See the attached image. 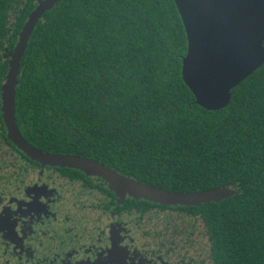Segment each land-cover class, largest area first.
<instances>
[{"label": "trees", "instance_id": "trees-1", "mask_svg": "<svg viewBox=\"0 0 264 264\" xmlns=\"http://www.w3.org/2000/svg\"><path fill=\"white\" fill-rule=\"evenodd\" d=\"M187 47L174 0H62L34 29L20 88L54 92L59 117L89 141L141 138L134 166L153 169L150 185L238 190L203 206L217 261L264 264V65L209 112L182 79Z\"/></svg>", "mask_w": 264, "mask_h": 264}, {"label": "flooded vegetation", "instance_id": "flooded-vegetation-1", "mask_svg": "<svg viewBox=\"0 0 264 264\" xmlns=\"http://www.w3.org/2000/svg\"><path fill=\"white\" fill-rule=\"evenodd\" d=\"M3 1L0 264H219L204 213L207 204L168 206L122 195L106 179L37 160L9 138L3 86L20 34L43 0ZM24 57L16 88L15 121L28 148L48 156L91 160L150 185L153 169L137 168L138 161L134 166L135 150L141 147L135 141L141 138L120 136L105 144L103 138L89 141L76 134L78 130L67 127V120L56 112L54 92L45 87L20 88ZM113 140L129 143L117 145Z\"/></svg>", "mask_w": 264, "mask_h": 264}, {"label": "water", "instance_id": "water-1", "mask_svg": "<svg viewBox=\"0 0 264 264\" xmlns=\"http://www.w3.org/2000/svg\"><path fill=\"white\" fill-rule=\"evenodd\" d=\"M62 0H43L26 22L11 55L3 86V112L9 138L33 158L106 179L119 194L168 206L200 207L236 194L230 186L182 193L156 188L121 176L97 162L73 156H48L31 150L15 121L18 76L27 44L38 21ZM187 36L182 79L206 111L229 106L232 91L264 65V0H174Z\"/></svg>", "mask_w": 264, "mask_h": 264}]
</instances>
